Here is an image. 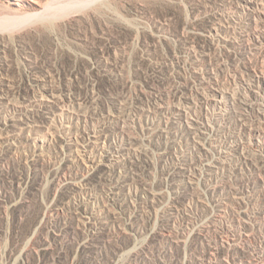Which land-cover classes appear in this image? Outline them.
<instances>
[{"label":"rangeland","instance_id":"rangeland-1","mask_svg":"<svg viewBox=\"0 0 264 264\" xmlns=\"http://www.w3.org/2000/svg\"><path fill=\"white\" fill-rule=\"evenodd\" d=\"M0 264H264V0H0Z\"/></svg>","mask_w":264,"mask_h":264},{"label":"bare ground","instance_id":"bare-ground-1","mask_svg":"<svg viewBox=\"0 0 264 264\" xmlns=\"http://www.w3.org/2000/svg\"><path fill=\"white\" fill-rule=\"evenodd\" d=\"M222 97H223V95H222ZM219 98V97H218ZM216 99V98H215ZM219 143V142H218Z\"/></svg>","mask_w":264,"mask_h":264}]
</instances>
